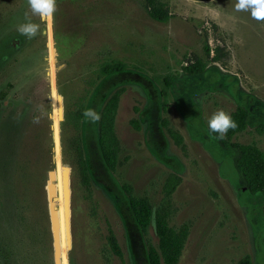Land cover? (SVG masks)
Returning <instances> with one entry per match:
<instances>
[{"label":"rangeland","instance_id":"obj_1","mask_svg":"<svg viewBox=\"0 0 264 264\" xmlns=\"http://www.w3.org/2000/svg\"><path fill=\"white\" fill-rule=\"evenodd\" d=\"M235 3L57 0L53 17L42 22L27 0H0V248L8 258H0L2 264H55L50 172L62 264H149V245L158 247L154 222L141 231L124 186L146 199L153 214L167 207L173 229L189 225L179 264H239L246 257L264 264V195L240 187L234 152L207 127L217 110L231 115L244 108L249 127L234 142L264 152V21L236 11ZM25 13L41 29L31 39L15 30ZM196 62L207 71L187 75L183 69ZM114 65L125 70L103 74ZM118 88L126 91L116 118L115 172L102 158L97 121L81 122L86 185L65 146L75 134L61 128L59 97L64 115L81 102L98 113ZM165 120L182 145L170 138ZM69 172L72 242L65 204ZM173 175L182 182L168 198L164 187ZM111 233L122 258L111 249Z\"/></svg>","mask_w":264,"mask_h":264},{"label":"trees","instance_id":"obj_2","mask_svg":"<svg viewBox=\"0 0 264 264\" xmlns=\"http://www.w3.org/2000/svg\"><path fill=\"white\" fill-rule=\"evenodd\" d=\"M151 17L157 21L164 22L165 17L158 13H151ZM207 54L210 50L207 48ZM125 70L122 65L108 66L103 70L106 76L119 74ZM184 72L189 76H199L207 71V65L202 62L185 67ZM167 88L172 85V78L168 77L164 81ZM125 88L116 89L108 98L102 109L98 112L100 115L97 121V137L98 145L105 165L111 172H115L118 165V157L120 152L119 140L116 136V118L119 110V105L122 96L125 93ZM167 100V93H163ZM84 103L81 102L78 109L67 111L64 115V121L61 123V128L66 129L71 127L74 131V137L65 144L66 149L74 153V163L82 177L83 182L89 183V168L84 156L82 141H81V122L85 118ZM231 118L236 122L235 129H229L225 136L221 139L216 133H213L219 140V144L226 150L234 152V166L239 175L240 187L249 192L251 195H264V152L253 144H239L234 142L237 135L243 134L248 130L250 122V113L244 108H237L231 115ZM132 126L136 131H140V126L137 121H132ZM163 126L166 129L170 138L178 145H182V137L169 127V122L165 120ZM261 135L264 134V127L259 130ZM65 155V152H64ZM182 179L179 176H170L165 184L164 192L169 198L181 185ZM128 195L130 209L138 223L141 231L147 233L154 222L155 233L158 238V247L149 245L148 260L149 264H179L180 259L185 249L190 227L183 225L178 230L170 227L169 224V209L165 206L153 214L150 203L146 199H137L131 195L129 186L123 187ZM112 251L116 256L122 258V252L119 249L115 236L111 233L108 239ZM0 258L8 260L5 252L0 248ZM0 264H2L0 262ZM239 264H252L251 258L246 257Z\"/></svg>","mask_w":264,"mask_h":264},{"label":"clouds","instance_id":"obj_3","mask_svg":"<svg viewBox=\"0 0 264 264\" xmlns=\"http://www.w3.org/2000/svg\"><path fill=\"white\" fill-rule=\"evenodd\" d=\"M27 6L43 22L53 17L57 10V0H27ZM234 9L249 12L253 19L264 21V0H236ZM15 30L18 35L27 39L35 37L41 31L40 25L32 22L27 13L24 14V22L19 23ZM83 115L93 122L100 119L99 113L92 109L85 110ZM34 122H38V118H34ZM207 127L211 133H216L222 139L229 129H235L237 125L229 114L223 110H217L208 119Z\"/></svg>","mask_w":264,"mask_h":264},{"label":"water","instance_id":"obj_4","mask_svg":"<svg viewBox=\"0 0 264 264\" xmlns=\"http://www.w3.org/2000/svg\"><path fill=\"white\" fill-rule=\"evenodd\" d=\"M62 98L59 97V113L61 122L64 121V111H63V102ZM47 195L49 202V215L52 226V235L54 243V258L55 264H62L61 258V249L58 242V234L54 231L55 227H58V210L55 208L54 201L57 200L56 196V185H55V172H50L49 182L47 185ZM65 204H66V218H67V229H68V240L72 242V236L70 231V219L72 212V189H71V174L68 173V176L65 181Z\"/></svg>","mask_w":264,"mask_h":264}]
</instances>
